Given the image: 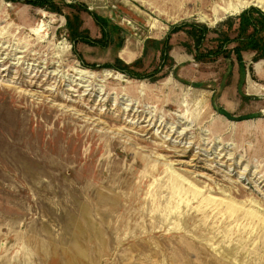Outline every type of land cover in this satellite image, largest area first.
I'll use <instances>...</instances> for the list:
<instances>
[{
    "label": "rangeland",
    "instance_id": "1",
    "mask_svg": "<svg viewBox=\"0 0 264 264\" xmlns=\"http://www.w3.org/2000/svg\"><path fill=\"white\" fill-rule=\"evenodd\" d=\"M231 2L0 0V264H264V57L227 41L264 8Z\"/></svg>",
    "mask_w": 264,
    "mask_h": 264
},
{
    "label": "trees",
    "instance_id": "2",
    "mask_svg": "<svg viewBox=\"0 0 264 264\" xmlns=\"http://www.w3.org/2000/svg\"><path fill=\"white\" fill-rule=\"evenodd\" d=\"M18 1V0H17ZM27 3H33L36 5H56L57 6V0H23ZM65 1V0H62ZM68 6H74V3L68 4ZM85 9L88 10L87 7ZM91 12V11H89ZM91 14L94 15L96 21L102 26V31L104 34V42L107 43L109 39V30H108V23L106 20H104L102 17L95 15V13L91 12ZM73 22L71 19L70 23ZM76 26L74 27V36L76 38L74 39V44L76 45L78 40H83L90 44H99L98 41L91 39L88 35H84L83 32H80L76 28H81L82 25V19L80 16L75 17ZM177 27L175 28V30ZM86 31V29H85ZM88 32V31H87ZM194 35L198 36V33H193ZM201 36L203 39L205 38V33L202 32ZM237 41L238 45L235 47L236 52L240 55L242 50L250 49L257 52L256 59H259L261 57H264V12H262L260 9L256 7H250L246 10H244L239 15V31L238 35L234 39L227 38V41ZM221 51V49H219ZM197 58L204 57V54L202 55L200 52L196 54ZM169 59V48L166 47L164 53H163V60L164 64ZM141 61V58L136 60L132 65L127 64L121 59H117V64H113L114 68L127 73L132 74L133 77H147L146 75H139L138 73H134L132 70L134 66H136ZM162 67L158 68L153 74L161 71ZM151 74V75H153ZM228 113V112H227ZM229 116H232L230 113H228Z\"/></svg>",
    "mask_w": 264,
    "mask_h": 264
},
{
    "label": "bare ground",
    "instance_id": "3",
    "mask_svg": "<svg viewBox=\"0 0 264 264\" xmlns=\"http://www.w3.org/2000/svg\"><path fill=\"white\" fill-rule=\"evenodd\" d=\"M249 5H258L260 7L264 8V0H232V2L229 4L228 9L232 10V11H236L242 7H246ZM128 22V21H127ZM2 46V45H0ZM3 47V46H2ZM19 51V50H18ZM8 57V55H7ZM22 60V59H21ZM20 62V61H19ZM18 62V63H19ZM17 63V64H18ZM77 73H78V78L80 79L82 76L88 74L89 72L83 70V69H76ZM75 71V72H76ZM55 74V73H54ZM66 76V75H65ZM86 78V77H85ZM81 82V81H80ZM79 84V83H78ZM81 86H83V84H81ZM91 86V85H90ZM84 87V86H83ZM72 90V89H71ZM180 123H182V121H179ZM188 128H184L179 134L181 135L182 139L185 137V133L187 132ZM173 131V130H172Z\"/></svg>",
    "mask_w": 264,
    "mask_h": 264
},
{
    "label": "water",
    "instance_id": "4",
    "mask_svg": "<svg viewBox=\"0 0 264 264\" xmlns=\"http://www.w3.org/2000/svg\"><path fill=\"white\" fill-rule=\"evenodd\" d=\"M255 6V5H254Z\"/></svg>",
    "mask_w": 264,
    "mask_h": 264
}]
</instances>
